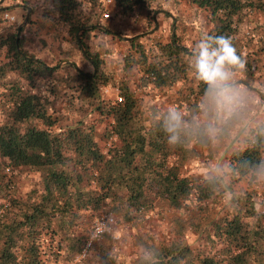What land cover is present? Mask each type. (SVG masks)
<instances>
[{
    "label": "trees",
    "instance_id": "obj_1",
    "mask_svg": "<svg viewBox=\"0 0 264 264\" xmlns=\"http://www.w3.org/2000/svg\"><path fill=\"white\" fill-rule=\"evenodd\" d=\"M49 1L42 20L59 23L76 46L81 44L80 55L91 70L76 68L75 63L69 70L57 66L72 62L68 59L45 63L23 47L24 28L0 32V94L7 107L0 122V264H52L61 251L72 257L84 243L75 227L103 209L129 221L143 215L156 200L173 209L192 203L200 212L225 197L220 215L206 224L200 219L191 222V243L181 236L164 244L144 243L142 256L130 264H264V171L259 167L264 164V121L243 128L221 173L184 174L182 163L196 155L195 146L209 143L205 126L195 121L196 109L182 103L174 106L191 127L178 143L169 145L154 118L168 109L140 108L129 83L115 81L103 71L100 55L86 49L85 39L95 27L86 29L89 19H107L102 17L100 1L86 0L92 8L90 16L79 12L82 0ZM155 1L114 0L113 13L125 16L139 10L150 21ZM186 1L207 14L210 27L200 39L205 35L231 39L245 62L242 80L249 85L257 61L242 52L236 34L241 13L264 11V0ZM30 7L29 15L34 12ZM32 21L28 16L25 26ZM170 37L163 44L155 41L156 52L129 40L132 50L123 55L121 69L137 68L138 86H171L189 69L191 51ZM108 84L115 85L122 102L102 98L101 88ZM39 88L53 96L62 94L70 108L75 99L87 103L107 125L99 136L89 120L56 126L59 116L48 112L52 102L37 92ZM200 91L206 92L202 83ZM99 139L109 140L104 151ZM20 168L39 174L38 187L23 197L11 191L9 178ZM239 182L245 186L236 188ZM56 234L58 241L52 245ZM100 263L121 264L107 254Z\"/></svg>",
    "mask_w": 264,
    "mask_h": 264
},
{
    "label": "rangeland",
    "instance_id": "obj_2",
    "mask_svg": "<svg viewBox=\"0 0 264 264\" xmlns=\"http://www.w3.org/2000/svg\"><path fill=\"white\" fill-rule=\"evenodd\" d=\"M49 2V0H0L1 34L13 30L15 26L18 29L24 28L20 33L23 47L41 57L45 63L51 64L57 59H68L73 63L62 61L58 62L57 66H65L64 68L69 70V67H74L75 63L76 68L90 71L89 63L80 55V51L83 52L81 44L78 42L79 47L76 46L59 23L42 20V13ZM30 6L34 8L31 15H29ZM91 9L86 0L80 2L79 12L83 15L90 16ZM151 9L150 21L147 16L145 17L144 12L139 10L125 16L112 12V16L106 20L97 19L99 20L97 21L94 17L90 18L88 22L90 24L86 29L95 27L85 39L86 49L96 51L100 55L103 71L110 74L115 81L123 79L129 83L137 96L140 108L165 110L182 103L190 106L191 109H196L195 121L205 126L209 143L207 146H195L196 155L186 158L181 170L184 174L198 176L221 173L243 128L264 121V11L244 10L241 13V22L238 24L236 34L237 43L244 54L248 53L255 58L258 70L253 74L249 85L244 83L241 74L236 76L238 99L233 111L225 113L206 109L205 93L200 91L201 82L195 79L190 67L185 75L171 86L155 89L138 86L140 73L137 68L128 72L121 69L123 55L132 50L129 47V40L134 39L145 50L156 52L155 41L163 44L170 40L172 35L188 52L192 51L201 35L210 27L206 12L192 6L186 0H156L151 5ZM5 14L13 16V19H6ZM28 16L33 21L29 26H25ZM69 48H71L70 57L66 58L64 52L70 50ZM1 57L2 51H0V59ZM187 63L189 65V56ZM6 76L12 78L13 75ZM37 92L48 95V99L51 100L52 107H48V112L51 115L58 114L56 126L69 125L78 120H89L94 122L96 134L99 136L108 123L107 120L100 119L94 111L91 112L87 103H81L78 99H75L70 108L62 94L50 95L45 88H39ZM116 93L115 85L108 84L101 88L104 100H114L118 96ZM5 105L4 98L0 94V122L5 119L7 109ZM210 125L216 129L214 136H210L207 131ZM98 144L104 151L109 140L105 143L99 139ZM9 178L13 187L11 191L18 197H23L30 188L38 187L39 174L29 169L20 168ZM244 186V182H239L236 188ZM226 201L225 197L220 202L209 203L198 212L192 203L180 209H173L165 202L156 200L143 215L129 221L103 209L97 217L84 218L75 227L76 234H81L84 238L81 251L72 257L61 251L52 264H101L100 259L103 254L114 257L121 264H130L142 256L144 243L164 244L180 236L191 243L194 237L190 227L191 222L200 219L205 224L208 223L209 218L220 215ZM106 215L112 217V224L106 229H97V222ZM57 241L58 234L54 237L52 245Z\"/></svg>",
    "mask_w": 264,
    "mask_h": 264
},
{
    "label": "clouds",
    "instance_id": "obj_3",
    "mask_svg": "<svg viewBox=\"0 0 264 264\" xmlns=\"http://www.w3.org/2000/svg\"><path fill=\"white\" fill-rule=\"evenodd\" d=\"M189 67L195 79L206 86V109L232 112L238 99L235 78L245 69V62L231 39L224 35H205L189 53ZM154 118L167 135L169 145L178 143L191 127L175 107ZM207 131L214 136L216 129L210 125ZM259 167L264 171V164Z\"/></svg>",
    "mask_w": 264,
    "mask_h": 264
},
{
    "label": "built area",
    "instance_id": "obj_4",
    "mask_svg": "<svg viewBox=\"0 0 264 264\" xmlns=\"http://www.w3.org/2000/svg\"><path fill=\"white\" fill-rule=\"evenodd\" d=\"M101 3V6L103 8L102 11V17L103 18H109L112 15V12L114 11V0H99ZM4 17L6 19H13V16H8V14H5ZM115 100L117 102H122V97L121 96H117L115 97ZM113 222L112 217L106 215L104 216V218L100 219L97 222V229H106L108 228Z\"/></svg>",
    "mask_w": 264,
    "mask_h": 264
},
{
    "label": "water",
    "instance_id": "obj_5",
    "mask_svg": "<svg viewBox=\"0 0 264 264\" xmlns=\"http://www.w3.org/2000/svg\"><path fill=\"white\" fill-rule=\"evenodd\" d=\"M26 17H27V14H26V16H25V19H26Z\"/></svg>",
    "mask_w": 264,
    "mask_h": 264
}]
</instances>
